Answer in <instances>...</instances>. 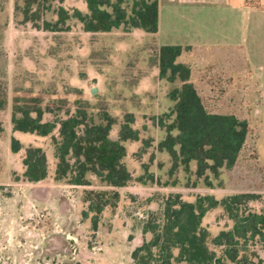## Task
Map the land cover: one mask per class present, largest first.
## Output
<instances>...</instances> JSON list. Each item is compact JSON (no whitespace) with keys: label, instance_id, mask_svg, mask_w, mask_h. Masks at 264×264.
Returning a JSON list of instances; mask_svg holds the SVG:
<instances>
[{"label":"rangeland","instance_id":"1","mask_svg":"<svg viewBox=\"0 0 264 264\" xmlns=\"http://www.w3.org/2000/svg\"><path fill=\"white\" fill-rule=\"evenodd\" d=\"M184 2L159 0L157 33L124 28L92 33L75 17L66 22L65 31L43 29L44 22L59 20L60 8L71 16L76 10L89 13L87 0L34 5L31 20L26 18L24 0H0V80L7 100L0 110V264H134L132 252L143 240L152 238V234L143 233L144 223L152 215L160 216L170 195L180 194L188 202L206 195L218 200L237 193L264 195V166L256 162L257 151L251 142L238 164L223 169L219 178L209 172L200 178L196 163L186 168L159 149L175 119L170 93L181 86L179 80L170 82L159 76V50L165 45L197 48L179 61L192 67L191 80L210 110L235 113L240 118L259 112V123L264 125L262 83L256 84L251 77H245L241 86L222 80L223 65L247 64L243 51L222 46L207 49L210 15H215L213 27L222 42V11ZM132 3H126L129 11ZM252 61L254 66L259 64L254 58ZM213 62L216 75L209 69ZM35 98L46 111L44 121L65 119L85 109L95 123H101L103 113H109L116 119L113 139L118 138L126 115L134 116L132 126L140 132V139L125 143L124 159L133 180L118 189L120 202L116 208L105 209L97 232L92 228L93 214L83 217L88 209L85 192L110 188L95 176H89L88 186L71 184V177L56 178L53 138L59 137V128L47 137L14 131L16 103L33 105ZM252 124L254 130H260L252 136L263 143V129L257 128L255 121ZM14 138L22 144L19 153L11 150ZM31 146L42 148L48 159V176L38 183L24 177L25 151ZM206 179L213 186L207 185ZM251 205L256 211L263 207L258 202ZM202 225L213 237L232 229L234 222L218 207L206 214ZM210 247L220 254L219 249ZM250 249L264 261L262 247Z\"/></svg>","mask_w":264,"mask_h":264},{"label":"trees","instance_id":"2","mask_svg":"<svg viewBox=\"0 0 264 264\" xmlns=\"http://www.w3.org/2000/svg\"><path fill=\"white\" fill-rule=\"evenodd\" d=\"M27 20H31L32 7L43 6L50 1L24 0ZM129 0H87L89 13L76 10L71 16L64 8L59 10L56 23L44 22L43 29L65 31L64 25L71 18H77L86 32H111L124 28L144 30L147 33L159 31V0H133L130 11ZM34 20V18H33ZM197 48L191 45H165L159 50V76L170 82L179 80L181 86L171 91L175 101V119L169 125V134L159 144L177 164L186 168L196 163L198 177L208 172L219 178L222 170L234 168L241 159L251 134L250 123L235 113L210 110L192 82L193 69L179 59L183 54ZM18 102V101H17ZM31 104L16 103L12 116L14 131L47 137L59 128V137L53 138L58 159L56 178L71 177L70 183L77 186L91 185L89 176H95L107 190L85 192L88 209L83 217L92 213V228L97 232L101 216L108 207L116 208L121 195L118 189L128 186L133 175L124 163L127 156L125 143L139 141L140 132L133 128L134 116L127 114L117 139L111 138L116 119L104 112L102 122L95 123L85 109L65 119L44 121L46 111L38 99ZM7 105L3 84L0 80V110ZM51 112V111H49ZM161 125H165L161 119ZM177 134L173 135L172 131ZM11 150L19 153L22 144L13 139ZM24 177L31 183H38L48 176V159L40 147H29L23 160ZM209 186L213 183L206 179ZM263 205L260 211L252 203ZM222 207L234 226L216 236L202 225L206 214ZM144 234H152L150 240L132 252L134 264H264L251 247L264 249V195L259 193H237L222 200L212 195L199 196L195 202L182 199L180 194L170 195L165 201L160 216L152 215L143 225ZM210 245L220 250L218 254ZM257 259V260H256Z\"/></svg>","mask_w":264,"mask_h":264},{"label":"crops","instance_id":"3","mask_svg":"<svg viewBox=\"0 0 264 264\" xmlns=\"http://www.w3.org/2000/svg\"><path fill=\"white\" fill-rule=\"evenodd\" d=\"M181 1L183 2V0ZM184 3L197 4L199 6L210 5L213 8L222 11L221 17H218L219 21L222 23V42H218L217 34L219 31H215L213 27L215 15H210L211 17L207 20L209 24L211 23L210 26H208L207 31V37L209 39L207 49L222 46L234 47L237 50L243 51L246 61L245 63L247 64L243 67L239 64H232L230 68L223 65V68L221 67L222 80H227L229 85L235 83L236 85L241 86L245 85L241 82L245 77L254 78L255 81H257L256 84L262 83L261 85L263 88L260 92V96L264 98V0H256L255 2H245V0H185ZM233 27L234 29H232ZM252 58L259 63L257 66L253 65ZM214 68L215 65L213 62L209 65V69L212 70V75H216ZM245 92L248 95L251 91L245 89ZM252 92L257 91L252 90ZM241 93L242 89L239 94ZM230 95H233V93H229L228 96ZM248 113L249 114H246V116H243L242 118L250 123L252 129L247 145L251 142V148L258 153H256V157H258L256 158V162H258L259 165L264 166V163H262V160L264 159V141L263 143H260L256 137H253L254 134L252 136V133L257 132L258 134L260 131L259 129H257V131L254 130L252 121L257 123V128L261 127L263 129L262 132H264V125L259 123V112L256 114H252V112ZM261 146H263L262 149L260 148Z\"/></svg>","mask_w":264,"mask_h":264}]
</instances>
